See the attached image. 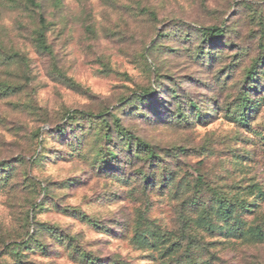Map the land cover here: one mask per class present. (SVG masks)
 Segmentation results:
<instances>
[{
  "label": "rangeland",
  "instance_id": "rangeland-1",
  "mask_svg": "<svg viewBox=\"0 0 264 264\" xmlns=\"http://www.w3.org/2000/svg\"><path fill=\"white\" fill-rule=\"evenodd\" d=\"M0 264H264V0H0Z\"/></svg>",
  "mask_w": 264,
  "mask_h": 264
},
{
  "label": "trees",
  "instance_id": "trees-1",
  "mask_svg": "<svg viewBox=\"0 0 264 264\" xmlns=\"http://www.w3.org/2000/svg\"><path fill=\"white\" fill-rule=\"evenodd\" d=\"M43 27H44V22ZM205 32L214 35V36H221L223 33V29L221 27H212V28H205L203 29ZM43 35L41 34L40 37ZM75 116H86V117H91V118H101L103 114H97V113H91V112H86L82 110H75V111H69L66 114V118L69 120H72Z\"/></svg>",
  "mask_w": 264,
  "mask_h": 264
}]
</instances>
